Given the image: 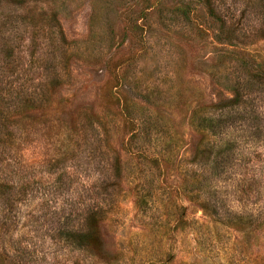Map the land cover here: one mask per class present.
<instances>
[{"label": "rangeland", "instance_id": "rangeland-1", "mask_svg": "<svg viewBox=\"0 0 264 264\" xmlns=\"http://www.w3.org/2000/svg\"><path fill=\"white\" fill-rule=\"evenodd\" d=\"M0 264H264V0H0Z\"/></svg>", "mask_w": 264, "mask_h": 264}]
</instances>
